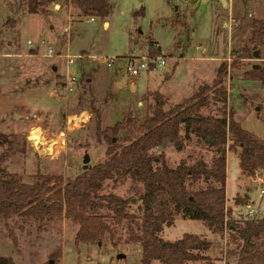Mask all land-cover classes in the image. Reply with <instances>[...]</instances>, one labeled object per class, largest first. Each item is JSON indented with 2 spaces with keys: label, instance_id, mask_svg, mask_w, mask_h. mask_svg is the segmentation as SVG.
Returning <instances> with one entry per match:
<instances>
[{
  "label": "rangeland",
  "instance_id": "obj_1",
  "mask_svg": "<svg viewBox=\"0 0 264 264\" xmlns=\"http://www.w3.org/2000/svg\"><path fill=\"white\" fill-rule=\"evenodd\" d=\"M67 1L53 0L37 13H30L27 0H0V128L13 140L6 161L10 172L21 174L28 182L36 180L37 173L74 178L83 171L80 159L85 154H90L91 165L106 158V143L96 134L95 110L100 112L103 127L122 123L121 137L128 143L137 133L127 120L133 116L139 124L145 120L154 103L149 92L167 95L168 109L191 97L199 86L212 84L220 69L225 70L222 78L229 113L232 111L246 130L264 138V84L244 77L254 63L264 61V41L255 49L263 58L239 56L253 48L249 42L251 22L264 20V0H110L108 17L94 20L91 16L80 18V10ZM55 3L63 7L59 9ZM151 39L161 47L166 63L131 76L129 57L158 56L149 53ZM48 47L53 55L46 54ZM66 54L75 57L72 65H68ZM68 75L79 82L69 93L60 85ZM217 107L212 104L202 112L220 114ZM85 110L91 114L89 123L69 131L67 117L81 112L86 115ZM62 131L67 134L66 143L55 145L59 152L52 156V145ZM31 133L35 142L44 144L43 150L42 145L32 144ZM165 151L172 167L201 158L210 163L213 156V149L196 136L184 146L171 145ZM240 152L238 146L228 152V205L235 219L244 218L251 208L260 210L259 217H263L260 190L264 188V172L253 178L243 176ZM142 191V184L130 177H114L104 183L102 193L131 199L128 211L141 216ZM152 207L158 211L162 204L154 201ZM78 227L65 217L0 216V255L12 257L15 264L140 263L142 246L127 242L128 232L121 224L115 226V239L108 235L101 244H77ZM185 232L202 234L212 242L210 249L200 250L211 263L200 260L189 264H234L236 255L230 251L235 244H227L228 233H212L204 221L187 218L182 211L160 235L175 241ZM152 264L161 262L154 260Z\"/></svg>",
  "mask_w": 264,
  "mask_h": 264
},
{
  "label": "trees",
  "instance_id": "obj_2",
  "mask_svg": "<svg viewBox=\"0 0 264 264\" xmlns=\"http://www.w3.org/2000/svg\"><path fill=\"white\" fill-rule=\"evenodd\" d=\"M52 1L27 0L28 11L37 13ZM67 2L80 10V18L106 19L111 10L110 0ZM251 26L249 42L253 48L239 53L240 57H255V49L264 41V20L253 19ZM149 43V53L162 54L156 41L151 39ZM221 70L212 84L199 86L191 97L168 109V99L163 93L149 92L154 103L145 120L141 124L135 116L127 120L134 129L132 132L137 133L128 143L124 142L126 137H121L124 125L103 127L100 112L95 110L96 134L100 142L106 143V158L83 169L74 178L37 173L36 180L28 182L21 174L10 172L6 161L13 140L0 128V216H34L41 220L65 217L79 226L75 235L77 244H101L108 235L113 240L115 226L121 224L127 229V242L142 246L139 264H152L154 260L161 264L209 261V257L200 252L212 246L204 236L186 232L180 239L170 241L160 235L164 226L171 225L175 215L182 211L187 218L204 221L212 233L222 236L228 233L227 244H235L230 251L236 255L234 264H264V216L235 219L233 209L227 205L226 192L228 151L234 146L240 147L242 174L258 176L264 172V138L246 130L232 111L229 113L228 92L222 78L225 70ZM244 77L264 84V61L254 63L244 72ZM212 104L218 105L220 114L204 115L203 109ZM1 123L0 119V127ZM192 136L213 149L210 163L201 158L192 164L183 161L175 167L169 165L165 150L171 145L184 146ZM156 149L160 152L156 153ZM114 177H130L142 184L141 216L128 211L131 199L102 193L104 183ZM207 182L206 187L197 186ZM154 201L161 202L160 210L153 209ZM235 201L239 202L238 197ZM58 253L61 255L60 251ZM0 264H15V261L10 256L0 255Z\"/></svg>",
  "mask_w": 264,
  "mask_h": 264
},
{
  "label": "built area",
  "instance_id": "obj_3",
  "mask_svg": "<svg viewBox=\"0 0 264 264\" xmlns=\"http://www.w3.org/2000/svg\"><path fill=\"white\" fill-rule=\"evenodd\" d=\"M90 20H94V17H91ZM68 31H69V28H67L65 32H68ZM43 43H45V41H43ZM32 45H33V43L29 42V47H31ZM46 54L47 55H53V50L50 47H48ZM66 57L68 59V65H72L75 62V57L73 55L66 54ZM165 63H166V59L162 55H158V56H154V57L149 56V55H143L139 58L136 56H133V57H129L128 64H127V70L131 76H136V75H139L142 70L149 69L151 67V65L161 66V65H164ZM78 83L79 82L75 76L68 75L66 77V82H64V84L61 85V89L65 90L67 93L73 92L76 90ZM85 111H86V115H84L83 112H81L79 114L70 115L67 117L68 118V120H67L68 127L67 128L69 131L71 129H73V127L74 128L77 126L81 127V126L86 125V123H89L91 114L89 113L88 110H85ZM72 116H73V118L71 119ZM31 132H33V131H31ZM36 135H37V133H36ZM59 135L61 138L58 139V141H56V143H54L52 145L53 148L50 147L53 150V151H51V152H53L51 154L52 156H55L59 152V150L56 149L55 145H59L60 143H62V145L64 146V144L66 143V137H67L66 132L62 131L59 133ZM29 139L33 145L38 143L37 147L42 145V150L45 148L44 144L41 141L35 142V139L33 138L32 133L29 136ZM50 148H48V149H50ZM260 191H261L262 197H264V188H262ZM259 213H260V210L251 208L248 210L247 214L245 215V219H251L252 220V219L259 218Z\"/></svg>",
  "mask_w": 264,
  "mask_h": 264
},
{
  "label": "water",
  "instance_id": "obj_4",
  "mask_svg": "<svg viewBox=\"0 0 264 264\" xmlns=\"http://www.w3.org/2000/svg\"><path fill=\"white\" fill-rule=\"evenodd\" d=\"M13 9V8H12ZM254 56L255 57H258L259 56V51L258 50H255L254 51ZM121 64H123V61H121ZM80 160H82V162H83V169H87L89 166H91V163H90V161H91V156H90V154L89 153H87V154H85L84 155V157H83V159H80ZM100 244V243H99ZM125 255H123V254H120L119 255V257H124ZM51 263H53V260H51Z\"/></svg>",
  "mask_w": 264,
  "mask_h": 264
},
{
  "label": "crops",
  "instance_id": "obj_5",
  "mask_svg": "<svg viewBox=\"0 0 264 264\" xmlns=\"http://www.w3.org/2000/svg\"><path fill=\"white\" fill-rule=\"evenodd\" d=\"M69 5H71L70 3H69ZM55 6H59V9H61L62 7H63V5L62 4H60V5H56V3H55ZM68 8H69V10H70V7L69 6H67ZM71 12V11H70ZM71 15H72V13H71ZM108 23V22H107ZM104 24H106V22H104ZM166 97H167V95H165ZM167 98H169V97H167ZM229 152V151H228ZM227 169H228V154H227ZM242 173V172H241ZM243 176H248V175H245V174H242ZM254 177H257V176H254ZM227 178H228V175H227ZM252 178H253V176H252ZM227 183H228V181H227ZM226 189H227V186H226ZM228 195V194H227ZM234 198H236V196L234 197ZM235 200V199H234ZM228 202H229V200H228V197H227V205H228ZM236 202V201H235ZM229 206V205H228ZM186 233V232H185ZM184 235V234H183ZM200 235H202V234H200Z\"/></svg>",
  "mask_w": 264,
  "mask_h": 264
}]
</instances>
